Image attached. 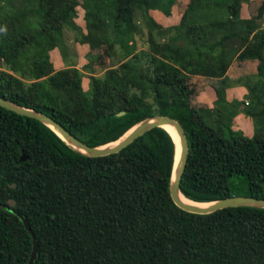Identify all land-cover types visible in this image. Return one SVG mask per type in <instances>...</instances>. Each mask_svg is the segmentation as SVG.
Returning <instances> with one entry per match:
<instances>
[{
    "label": "trees",
    "instance_id": "16d2710c",
    "mask_svg": "<svg viewBox=\"0 0 264 264\" xmlns=\"http://www.w3.org/2000/svg\"><path fill=\"white\" fill-rule=\"evenodd\" d=\"M214 1L185 0L170 37L150 33L140 53L135 14L152 22L151 10L168 15L184 0H0V67L8 70H0V95L54 117L91 146L117 140L147 117L172 116L189 142L185 196L264 199V129L253 137L223 134L228 113L219 81L264 76V0L244 22L241 0H232L221 10L228 17L219 31L204 13ZM79 8L87 33L75 25ZM66 27L81 30L84 42H104L107 56L128 35L135 48L103 76L94 60L56 68L54 49L68 56L60 42ZM105 56L97 62L107 63ZM201 77L218 96L217 111L198 101ZM249 92L241 112L264 123V88ZM175 157V140L163 127L119 152L90 156L40 120L0 105V264H29L33 236L18 212L38 239L34 264H264V208L179 207L171 195Z\"/></svg>",
    "mask_w": 264,
    "mask_h": 264
},
{
    "label": "rangeland",
    "instance_id": "374dc122",
    "mask_svg": "<svg viewBox=\"0 0 264 264\" xmlns=\"http://www.w3.org/2000/svg\"><path fill=\"white\" fill-rule=\"evenodd\" d=\"M18 1V0H17ZM232 0H215L212 4L209 11L204 12L206 14L205 18H214L217 22H215V25L212 26L214 30H218L217 26H220L222 22H225L228 15L226 13H222L221 10L224 6H226L228 3H230ZM262 0H241L242 3V14L240 21L244 22L247 19L252 18V9L251 6H258L261 5ZM185 0L184 2H176L171 7L170 14H166L162 10L153 9L150 11L152 18L154 21L149 22L150 18L149 16H145L141 13V11H138L135 14V21L138 24L139 31L136 32V51L142 52V50L148 49L149 46V38L150 33H153V35L158 38L159 40H167V38L170 37L169 29L175 25H178L182 18V13L185 11L186 8ZM1 7V3H0ZM79 8V13H77V17L75 19V25L81 26L84 29V32L87 33V29L85 27V10L82 9V11ZM202 22L208 23L203 18H199ZM2 18L0 16V24L2 22ZM214 20V21H215ZM213 21V22H214ZM259 22H262V25H264V20H260ZM216 26V28H215ZM221 27V26H220ZM223 28V27H222ZM221 28V30H222ZM219 31V30H218ZM217 31V32H218ZM220 33V32H219ZM82 31L77 30L75 28H69L66 27L63 30L62 39L60 38L61 45L65 47V51L67 53V59L65 60L64 55L62 53V50L60 46L55 48V52L53 54L54 58L57 59V57L62 58V64L60 66H70L72 64H75L76 66L82 68L83 65L91 60H94L97 64L98 68V74L99 76H103L105 73V69L107 66H117L122 61L125 60V56H128L132 50H134V40L132 35H128L125 37V43H122V46L118 43L115 44V47L108 48V51L111 53V55L107 56L105 52H107V45L104 42H101L99 40H96L94 43H88L84 42L82 39ZM62 40V41H61ZM182 41V40H179ZM106 45V46H105ZM62 47V46H61ZM105 54L106 56L104 59L108 58L107 63L100 62V60L97 62L96 58L97 56ZM104 63V64H102ZM0 70L2 71H8L5 67H0ZM262 82V83H261ZM89 78L86 77L84 79V89L89 90L90 84H89ZM262 86L264 88V76H249L244 77L241 80H230L226 79L223 86L225 89H227L226 95L222 96L220 104L222 105L223 109L227 111L228 114L224 115V122L223 125V134L226 137H233V136H246V137H253L256 132L262 131L264 128V123L261 122L259 119H253L252 117L245 114V105L248 106L249 100H251V94L249 92L250 86ZM260 89V88H259ZM234 90H244L248 91L245 94L236 95ZM209 91L210 93H208ZM230 92V93H229ZM217 96V95H215ZM214 98L213 90L210 88L209 84H205L204 91L202 93V96L200 100L204 103H206L207 106L210 104L208 101H211ZM218 99V96H217ZM217 99L214 101V111H217L218 103ZM248 101V102H247ZM244 102L246 103L244 105ZM237 106H239V113L235 116L237 117L239 114H243L245 117L252 118V123L250 125V128L244 129L242 126H238L235 120L232 119L234 113H237ZM209 109H212L211 107H208ZM215 127H218V124H213Z\"/></svg>",
    "mask_w": 264,
    "mask_h": 264
},
{
    "label": "water",
    "instance_id": "95a60500",
    "mask_svg": "<svg viewBox=\"0 0 264 264\" xmlns=\"http://www.w3.org/2000/svg\"><path fill=\"white\" fill-rule=\"evenodd\" d=\"M0 105L9 108L13 111H16L18 113H22L27 116L34 117L40 120L41 122L49 126L51 129H53L73 149H75L80 153L90 156H100V155H107V154L119 152L120 150L130 145L139 136H141L146 131L154 127H163L168 131H169L168 127H172L176 130V133L179 137V157H178V143L174 135L169 131L173 136L176 144V157H175V164H174L172 181H171V195L174 202L179 207L196 213H210L218 209L232 207V206H253V207L264 208L263 198H257L251 196H232L224 199H219V200L211 201L214 203L207 207L185 203L181 198L182 194L185 196V194L181 190V181L189 154V142L185 128L183 127V125L179 120L175 119L172 116L155 115V116L147 117L141 120L140 122L136 123L134 126H132L117 140L99 146H91L86 142H84L83 140H81L75 134H73L68 128H66L62 123L57 121L54 117L42 111L16 103L3 95H0ZM124 113L125 111L119 112L120 115ZM22 159L25 160L26 156H23ZM195 202L210 203V202H199V201H195ZM18 215L20 216L26 228L33 236L34 246L29 260V264H34L38 252V245H39L38 239L32 229L31 223L27 218V216L20 212H18Z\"/></svg>",
    "mask_w": 264,
    "mask_h": 264
},
{
    "label": "crops",
    "instance_id": "0c3cea01",
    "mask_svg": "<svg viewBox=\"0 0 264 264\" xmlns=\"http://www.w3.org/2000/svg\"><path fill=\"white\" fill-rule=\"evenodd\" d=\"M54 52H55V49H54V51L52 52V56H53V54H54ZM53 60H54V63H55V66H56V68H60V67H63V66H60L61 64H62V58L59 56V57H57V59H55L54 58V56H53ZM255 64H257V62L255 63ZM231 68H232V66H231ZM231 68H230V71H231ZM229 71V72H230ZM204 81H205V83H204V87H203V90H202V93H203V91H204V88H205V84H209V82H210V80L209 79H206L205 77H201ZM226 79H230V80H237V79H233V78H224L223 80L222 79H220L219 81H220V84H222V86H223V84L225 83V81H226ZM209 86H210V84H209ZM210 88L213 90V94H214V98L211 100V101H208V103L210 104L209 106H207L206 105V103H204V102H202L201 100H200V98H201V96H202V93L198 96V101L201 103V104H203V105H205L206 107H211L212 109V112H214V110H213V108H214V101L217 99V96H215V95H217L216 94V92H215V90L210 86ZM208 93H210L209 91H207ZM226 92H227V89H226ZM234 92L236 93V95H240V94H245V93H247L246 91H244V90H234ZM228 93V92H227ZM230 93V92H229ZM234 122H236L237 123V125L238 126H242L244 129H248V128H250V125H251V123H252V118H250V117H245L243 114H239L237 117H235L234 118Z\"/></svg>",
    "mask_w": 264,
    "mask_h": 264
},
{
    "label": "bare ground",
    "instance_id": "6f19581e",
    "mask_svg": "<svg viewBox=\"0 0 264 264\" xmlns=\"http://www.w3.org/2000/svg\"><path fill=\"white\" fill-rule=\"evenodd\" d=\"M169 131L174 135V137L176 138V141L178 143V157H179V137L176 133V130L172 127H168ZM181 198L182 200L185 202V203H188V204H195V205H199V206H202V207H207L209 205H212L214 202H210V203H197L193 200H190L189 198L185 197L183 194L181 195Z\"/></svg>",
    "mask_w": 264,
    "mask_h": 264
},
{
    "label": "clouds",
    "instance_id": "9594fccd",
    "mask_svg": "<svg viewBox=\"0 0 264 264\" xmlns=\"http://www.w3.org/2000/svg\"><path fill=\"white\" fill-rule=\"evenodd\" d=\"M0 31H3V29H0Z\"/></svg>",
    "mask_w": 264,
    "mask_h": 264
}]
</instances>
